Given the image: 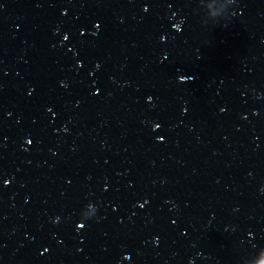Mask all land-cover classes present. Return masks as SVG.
<instances>
[{"label":"water","instance_id":"95a60500","mask_svg":"<svg viewBox=\"0 0 264 264\" xmlns=\"http://www.w3.org/2000/svg\"><path fill=\"white\" fill-rule=\"evenodd\" d=\"M227 264H264V93Z\"/></svg>","mask_w":264,"mask_h":264}]
</instances>
